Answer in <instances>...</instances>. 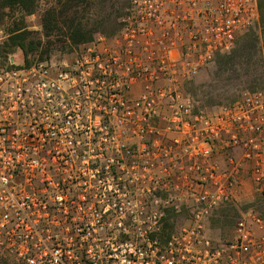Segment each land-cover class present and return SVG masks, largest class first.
I'll return each mask as SVG.
<instances>
[{"label":"built area","instance_id":"2783aa9c","mask_svg":"<svg viewBox=\"0 0 264 264\" xmlns=\"http://www.w3.org/2000/svg\"><path fill=\"white\" fill-rule=\"evenodd\" d=\"M258 21V0H130L111 37L0 57V260L264 264L263 217L204 225L246 182L264 194V90L209 112L185 90Z\"/></svg>","mask_w":264,"mask_h":264},{"label":"trees","instance_id":"16d2710c","mask_svg":"<svg viewBox=\"0 0 264 264\" xmlns=\"http://www.w3.org/2000/svg\"><path fill=\"white\" fill-rule=\"evenodd\" d=\"M38 1L0 0V24L4 21L7 23L6 39L0 45L1 58L5 59L20 50L22 63L28 66L34 61L48 59L53 49L78 47L91 42L96 33L111 37L118 31V19L127 7V3L121 0H55L41 13V32L38 33L26 29L24 21L25 15L36 11ZM258 6V24L264 39V0H258ZM15 15H18V21L13 19ZM106 26L110 27L109 31ZM258 42L257 35L247 36L231 54L223 55L219 60V69L227 65L235 67L250 63ZM257 196L259 200L264 199V194ZM251 210L264 218L260 211ZM168 216L176 217V214L168 212ZM173 226L174 223H165V227L170 229Z\"/></svg>","mask_w":264,"mask_h":264},{"label":"rangeland","instance_id":"374dc122","mask_svg":"<svg viewBox=\"0 0 264 264\" xmlns=\"http://www.w3.org/2000/svg\"><path fill=\"white\" fill-rule=\"evenodd\" d=\"M54 2L55 0H39L36 11L24 16L26 29L40 33L41 13ZM121 2L127 3L128 6V0H121ZM125 9L126 7L123 9V12ZM13 19L18 21V15H15ZM6 28L7 23L4 21L0 24V45L6 39ZM105 28L107 31L110 30L109 26ZM251 35H257L259 42L255 48L254 56L250 59V63L235 67L227 65L219 69V60L223 58V55L231 54L237 49L243 39ZM99 36L103 35L96 33L93 40L97 39ZM238 36L234 47L229 52L216 56L210 64L201 70L199 74L186 85L185 90L194 99L196 105L207 112L213 111L221 105L233 102L244 92L264 90V39L261 34V28L257 23L238 34ZM81 45L78 47H69L67 49H53L48 58L55 59L63 55L72 54L74 51H77ZM10 57L17 63L22 62L20 50H16L14 53L10 54ZM112 153L113 152L110 151V154ZM171 194L176 195L177 198L179 196L178 193ZM258 194L260 193L253 191L249 183L246 182L233 202L221 203L218 207L214 208L209 214L207 221L204 222L209 235L213 238L229 237L237 219L244 211L256 209L264 214V199L259 200L260 197L257 196ZM180 195L182 194L180 193ZM120 196L124 197L125 195L121 194ZM125 198L131 203H154L156 199L158 200L157 203H161L162 199L163 201L165 200L163 195H161V199L153 195L151 196L150 193L144 191H139L135 196H129L127 194ZM94 203H106V201L103 196L97 195V197H94ZM231 220L232 222H229ZM0 264L21 263L11 258L0 260Z\"/></svg>","mask_w":264,"mask_h":264}]
</instances>
